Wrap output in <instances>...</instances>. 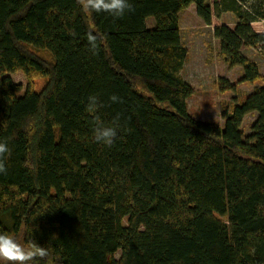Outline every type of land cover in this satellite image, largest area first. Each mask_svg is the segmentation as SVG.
Wrapping results in <instances>:
<instances>
[{
  "label": "trees",
  "instance_id": "obj_1",
  "mask_svg": "<svg viewBox=\"0 0 264 264\" xmlns=\"http://www.w3.org/2000/svg\"><path fill=\"white\" fill-rule=\"evenodd\" d=\"M211 1L128 0L117 19L78 0H0V233L47 250L29 264H264V86L223 126L193 118L180 28L192 5L206 25L236 15L215 37L226 65L243 69L239 84H254L260 69L242 49L264 55V0ZM36 78H49L40 92ZM96 117L118 126L111 147L94 141Z\"/></svg>",
  "mask_w": 264,
  "mask_h": 264
},
{
  "label": "rangeland",
  "instance_id": "obj_2",
  "mask_svg": "<svg viewBox=\"0 0 264 264\" xmlns=\"http://www.w3.org/2000/svg\"><path fill=\"white\" fill-rule=\"evenodd\" d=\"M210 3L212 4L211 0ZM237 23L236 15L227 12L219 19L214 17L212 25H206L197 15L195 5L190 6L180 15L181 39L189 51L182 76L194 89L193 96L188 100L189 113L200 122H215L223 126L224 111H231L236 103H241L257 87L264 86V55L259 48L244 47L242 53L259 67L262 81L254 84H239L243 69L241 67L229 68L224 62L220 52V41L215 37V28L227 25L234 29ZM154 26V19H148L147 27L152 29ZM254 28L258 32H264V22L255 23ZM32 52L48 60L51 59L47 52L35 50ZM12 78L26 88L27 80L22 73L14 74ZM221 79L236 84V91L223 92L220 88ZM48 81L49 78H36L33 80V87L40 92ZM257 117L256 113L245 117L242 130L246 136L251 133ZM13 238L23 246L21 237L13 236Z\"/></svg>",
  "mask_w": 264,
  "mask_h": 264
},
{
  "label": "clouds",
  "instance_id": "obj_3",
  "mask_svg": "<svg viewBox=\"0 0 264 264\" xmlns=\"http://www.w3.org/2000/svg\"><path fill=\"white\" fill-rule=\"evenodd\" d=\"M81 6L93 13H107L114 18H123L126 11H132V6L128 0H78ZM90 50L93 54L97 50L98 37L91 32L88 34ZM113 102H118L119 98L115 95L110 97ZM102 104L97 96H89L86 111L96 113ZM118 126H105L99 117L94 120L93 139L96 143L105 147H111L117 137ZM9 152L6 143H0V173H6L4 159L5 154ZM48 256L44 247L33 242L29 248H25L18 243L12 236L6 233H0V261L5 264H29L33 260H43Z\"/></svg>",
  "mask_w": 264,
  "mask_h": 264
}]
</instances>
